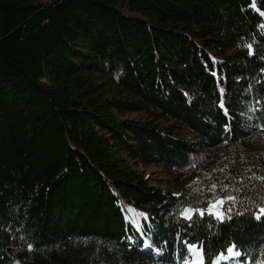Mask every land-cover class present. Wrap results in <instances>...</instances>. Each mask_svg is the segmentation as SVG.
I'll use <instances>...</instances> for the list:
<instances>
[{
	"label": "trees",
	"instance_id": "obj_1",
	"mask_svg": "<svg viewBox=\"0 0 264 264\" xmlns=\"http://www.w3.org/2000/svg\"><path fill=\"white\" fill-rule=\"evenodd\" d=\"M260 12L264 0H0V264H184L188 246L202 264L229 248L230 264H264ZM95 76L134 102L100 99ZM141 111L173 124L116 119ZM203 154L179 195L129 166ZM219 199L220 218L206 214ZM188 207L203 212L186 221Z\"/></svg>",
	"mask_w": 264,
	"mask_h": 264
},
{
	"label": "rangeland",
	"instance_id": "obj_2",
	"mask_svg": "<svg viewBox=\"0 0 264 264\" xmlns=\"http://www.w3.org/2000/svg\"><path fill=\"white\" fill-rule=\"evenodd\" d=\"M260 15L264 18V13L260 12ZM92 81L94 83L93 86H95L94 89L97 95L100 96V99L126 101L128 103L134 102V99L131 96L122 91L120 88H117L113 83L106 81L103 77L95 76ZM116 119L119 121L133 120L140 123L149 121L156 123L161 128L169 127L173 124L171 123V121L153 116L146 111L125 113L121 115L116 114ZM95 130L98 134L104 136L105 138H108L107 133H101V131L96 128ZM179 133L183 134L185 137L194 139L193 135L187 133L186 131H180ZM206 156V154L200 156H192L190 158L188 167L182 170L164 165L143 166L133 161H129V166L133 170L141 174L150 186L160 188L164 192L179 195L183 189L189 188L193 183L197 182L195 173L201 171L205 166L203 162L207 158ZM136 216L139 218V215ZM142 238L144 240V248L147 249L149 243L144 236H142ZM190 248H187V251L189 252V258L186 259L184 264H202L201 260H197V262H195ZM155 250L156 249H153L154 252ZM233 252L236 253L237 251L233 250ZM226 260L229 262L226 264H230L229 258Z\"/></svg>",
	"mask_w": 264,
	"mask_h": 264
},
{
	"label": "water",
	"instance_id": "obj_3",
	"mask_svg": "<svg viewBox=\"0 0 264 264\" xmlns=\"http://www.w3.org/2000/svg\"><path fill=\"white\" fill-rule=\"evenodd\" d=\"M221 208H222V201L219 199L211 204H209L206 208V214L208 215H211V216H214L216 218H220L221 216ZM185 210H188L187 214L185 213ZM182 214H181V218L186 220V221H189L191 220V218L194 216L195 213L201 215L202 214V210L200 209H192V208H186ZM188 216H190V218H187Z\"/></svg>",
	"mask_w": 264,
	"mask_h": 264
},
{
	"label": "snow or ice",
	"instance_id": "obj_4",
	"mask_svg": "<svg viewBox=\"0 0 264 264\" xmlns=\"http://www.w3.org/2000/svg\"><path fill=\"white\" fill-rule=\"evenodd\" d=\"M187 212H188V210H185V213L186 214H187ZM187 218H190V216H188ZM193 251H195V249H193ZM227 251H228L229 256L230 255H239L238 252L234 253L232 248H229ZM229 256H226L224 254H221L220 256L217 257V259L214 262H212V264H220V261L221 260H226V259L229 258Z\"/></svg>",
	"mask_w": 264,
	"mask_h": 264
},
{
	"label": "bare ground",
	"instance_id": "obj_5",
	"mask_svg": "<svg viewBox=\"0 0 264 264\" xmlns=\"http://www.w3.org/2000/svg\"><path fill=\"white\" fill-rule=\"evenodd\" d=\"M193 249H195V251H193ZM190 250H191V252H192V255H193V257H194V259H195V262H197V260H201V256H200V252L196 249V248H194V247H192L191 246V248H190ZM199 254V255H198Z\"/></svg>",
	"mask_w": 264,
	"mask_h": 264
}]
</instances>
